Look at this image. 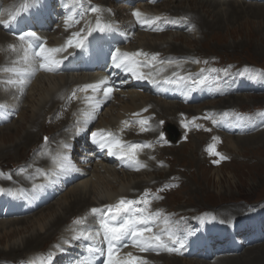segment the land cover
I'll return each mask as SVG.
<instances>
[{
	"label": "bare ground",
	"instance_id": "6f19581e",
	"mask_svg": "<svg viewBox=\"0 0 264 264\" xmlns=\"http://www.w3.org/2000/svg\"><path fill=\"white\" fill-rule=\"evenodd\" d=\"M9 1L12 0H6V4ZM15 1L16 0H13L14 3ZM191 2L193 1L189 2L188 0H176L175 2H169V5L163 4L164 6L161 9L159 8V6H157L154 8V10L157 11V13L166 10L167 12H169L170 16H180L182 14L191 15L193 18V22L196 25V31L192 39L197 43H200L202 41L198 39L199 37H195L196 33H198L202 39H206L205 34L208 31L210 33L213 32L212 35L210 34L211 38H219L223 40L228 36H230V38L235 37L238 31L241 32L238 27H235V29L230 31L229 33L225 32V30L228 29V27L231 25L235 26L237 22L236 19H238L237 17L239 16L237 15L238 9L246 13H257L264 15V6L259 5L246 6L245 4H240L235 1L223 0H194L193 5ZM22 4H24V1L18 5ZM193 7L198 10L194 12ZM222 7H227V11L221 9ZM8 9L9 8L7 6L5 11H7ZM199 9L202 10V13L205 16L204 18L203 16H198ZM123 11V8H121L118 12L122 17H125V15L122 14ZM226 12L227 17L225 14ZM2 16H5L7 20L10 18V16L6 15L5 13H2ZM205 30L207 31L204 32ZM174 34L177 35L179 33L174 32ZM174 34L169 33L162 35H150L142 32L135 33L134 39H136L135 42L131 45V49L136 51L142 50L150 54L163 53L164 55L174 54L192 56V54H188L187 51L183 50V48L177 46L175 43H177L178 41H182L188 44L194 42L192 40L189 41V39H186L187 37H185V35H181L180 38H178V36H175ZM187 36L191 35L188 34ZM2 49L10 52L8 38L0 30V64L3 63L5 59L1 53ZM161 67L165 69L164 66ZM198 67H200V63H196L194 66V68ZM86 81V76L74 74L39 76L36 81L31 86L29 85L25 90L26 101L23 102L24 104L19 113V116L17 117L18 121L13 122L14 125H8L3 130H0V151H5L6 148V151L8 149H15L16 152L14 154V157L18 158V152L23 148H32L33 152L35 150H39L40 154H38V151L34 154H28V161L22 162L23 164H21V167L24 171H26L25 174L27 176L28 174H31V178H33V176L36 175L35 168L37 166H40V164L41 166L47 165L50 158L53 157L52 162L48 164L50 167L49 176L47 177V179H53L50 173L56 167V164L54 163L55 157L58 154H65L66 152V154L70 158V148H74L73 152L76 153V157H73L74 160L72 161L73 158H70V160L72 163L74 162L73 164L75 168L78 169V171H73L65 175L56 177L59 185V180L61 179L64 180V186H67L69 182H74L70 184L73 187L70 188V190L62 198L56 200L51 207H48L46 209L44 207L36 214L28 218L17 219L13 221H0V244L6 238H12L18 236L20 233H26V236L24 235V238H22L20 242H13L12 244L10 243L9 246L7 245L3 248H0V264H9V262H16V264H52L55 259H63L64 261L65 258L70 256L69 252H71L72 248L68 247V244L62 245L64 250L60 251L54 248V245L62 244V241L64 239H68L73 244L74 248L78 250L79 247L84 248L86 244L83 239L72 240L71 237L74 235L73 232H69L67 234V231H72V228L68 230L66 228L69 219L85 217L84 213H88L89 210L93 207L97 208L103 205L112 204L117 198L120 197H130L133 191L140 189L142 190L144 187H149L150 182H153L158 177H161V175H164L165 177H169L171 175H167L168 172L166 173L165 169L158 170L156 164H151V169L153 170L152 173L155 174V178L151 176L150 172L140 174L116 172L104 162L79 164V161H77V152H75L77 151L76 146L72 147V145L75 140V131L77 130L78 124L77 120L75 119L80 115L81 110L84 112H91L88 109L81 108L83 107L82 100L84 93L82 89L84 88V82ZM74 86L75 89H81L82 95L80 96L79 94L77 101L78 104L76 105V107L70 108V110L73 112V114H70L68 109L67 111H65L64 109L66 108L65 104L67 101V97L69 96L67 94ZM135 90L128 89L124 91L126 92L124 93V96H126L124 99H121L119 95H116V97L114 98V103L105 108L104 112H102L99 116L97 126L109 128L115 125L114 128L121 130L125 125V119H131L134 117H127V114L134 113L143 109L144 106L150 105L151 108L147 114H155L157 115L158 120H164L165 128L170 135L169 124L174 123V120H181L175 117L177 113L181 111H185V113L191 115L199 113L198 111L193 110V108L188 107L180 110V105L177 103L166 102L157 98H150L148 95L141 94L140 92H136ZM241 98H243V95L224 99V101L222 102L223 104H219L218 109L225 110L226 107H230L231 105L234 106L235 104L236 106H240L243 103V99L241 101ZM232 99L233 101L232 103H230V100ZM255 101L257 100L255 99ZM115 103L117 104V106ZM229 103L230 105L227 106L226 104ZM214 105L215 104H213V106ZM58 116H61L62 118L60 117L61 119H56ZM72 117L73 119H71ZM51 131H53V135L49 136V133ZM262 133H264V131ZM44 137L49 138V141L47 143H45L43 139ZM225 138H227L225 140L226 145L233 148L237 142H241L246 137L228 136ZM203 140L204 139L199 137L198 139L194 138V140L191 141V150L187 156L188 162L196 163L195 153L200 149L201 141ZM7 141H11L9 142L11 144L8 145V147L3 148L2 145L7 144ZM64 143L68 145V148L66 150L61 147V145ZM37 145L38 147H36ZM180 146L181 148L184 147L182 145ZM163 152H166V149L163 150L162 153ZM1 154L0 160L3 159V156ZM83 156L84 157L82 158L85 159L86 155L83 154ZM182 157L183 155H181V158ZM42 159L44 160V162H42ZM157 159H159V157ZM178 160H180V158ZM76 178L80 179L78 181H75ZM14 180H17L19 183H24L23 178L19 177L17 175V172ZM46 182L47 180L45 181V183ZM3 183L5 185H11L7 184L5 181ZM45 191L47 193L54 192V183L48 184V186L45 188ZM242 209L243 208L239 206H231L227 207L226 209H222V211L219 212L221 214H227V212H232L231 214H237L238 211ZM46 211L47 213L44 214V212ZM179 216L181 215L179 214ZM87 224H92L91 218H88ZM57 236L58 243L52 242L51 240L53 238L56 239ZM50 241L51 244H53L48 250L46 249L47 252L44 253L45 251L42 250V248L45 247ZM50 253H52V260L48 259L49 255L47 254ZM156 260H158V262L161 261L162 264H211L205 261H182L181 259L166 256L156 258ZM69 262L71 264L76 263V258L74 257V255L70 256ZM212 264H264V244L245 249L238 256L221 257L220 259L214 260V263Z\"/></svg>",
	"mask_w": 264,
	"mask_h": 264
},
{
	"label": "rangeland",
	"instance_id": "374dc122",
	"mask_svg": "<svg viewBox=\"0 0 264 264\" xmlns=\"http://www.w3.org/2000/svg\"><path fill=\"white\" fill-rule=\"evenodd\" d=\"M23 1L16 0L15 5H18ZM168 1L171 3V2H175L176 0H165L162 4L158 5L159 8L161 9L164 6L163 4L169 5L170 3ZM188 1L194 2V0H188ZM193 2H191L192 5ZM238 3L245 4L246 6L249 5L264 6V4H259V3H245V2H238ZM221 9L226 10L227 7H222ZM196 10L198 9L194 8V12ZM199 11H198L199 13L198 16L201 17L203 16L204 18L205 16L202 13V10L199 9ZM123 12H125V10ZM164 12H166V10ZM237 12H238L237 15L239 16L237 17L238 19H236L237 22L235 26L231 25L228 27V29L225 30V32L229 33L230 31L234 30L235 27H238L241 30V32L238 31L235 37L230 38V36H228L226 39L223 40L219 38H211L210 34L212 35L213 32L210 33L209 31L206 32L207 30H205L204 32H206L205 34L206 39H202L200 35L196 33L195 37L196 38L199 37L198 39L202 41L200 43H197L194 42V40L192 39L194 34H189V33L183 34L177 32L179 34L177 35H175L174 33L173 34L175 36H178V38H180L181 35H185V37H187L186 39H189V41L192 40L194 43H189L190 44L189 45L188 43L178 41L175 44L183 48V50L187 51L188 54H192V56H197L199 59L201 58L200 61L202 65L205 67L218 68L221 73L224 71L223 70L224 68H228V70L229 71L231 70V72L237 71L238 73L246 72L248 74H258L261 76L262 79H264V76L261 75L262 73H264V15L257 13H246L244 11H240L239 9L237 10ZM225 14L227 17V12ZM188 34L191 36H187ZM204 61H207V63L205 64ZM236 96H240V95H236ZM242 99H243V103L240 106L239 105L236 106V104L235 105L233 104L234 106L231 105L230 107H226V109L233 108L235 109V111L245 112L248 110L252 111L253 109L262 107L264 105V96L261 95H256V94L243 95L241 101ZM255 99L257 101H255ZM223 101L224 99L207 102L200 106L195 105V106H187V107L193 108V110L200 112V110L204 109L202 108L203 106H205L206 108L218 109L219 104L222 105ZM232 101L233 99L230 100V103H232ZM230 103L226 105L228 106L230 105ZM213 104L215 105L213 106ZM183 108L184 107H180V110H183ZM64 110L67 111L66 108ZM181 112L185 113V111H181ZM60 117L61 116H58L56 119H61L62 117L61 118ZM16 121H18L17 118L16 120H13L11 123L4 125L2 128H0V130H3L8 125L9 126L14 125L13 122ZM169 126H170V130H172L173 127L177 128V121L174 120V123L169 124ZM196 131L198 135H195L193 137L188 136L189 142H187L186 144L185 143L182 144V146L184 147L181 148V146L179 145L174 146L173 148L166 149L167 153L161 152L160 154L161 155L160 158L165 162L169 163V167L165 168L166 169L165 171L166 173L168 172L167 175L169 174L171 175L169 177H165L164 175H161V177H158L154 181L157 182V184L164 183L167 182L170 177H173L172 180L173 181L175 180L177 181V183L180 184V187L176 188L170 194H168L166 196L165 201L159 205L160 210L169 214V216H176V218H180L187 221H193L194 217H203V216L207 218L219 217L221 214L219 211H222V209H226L227 207H231V206L232 207L239 206L243 209L238 211L237 214H231L232 212H227V214H221V216L219 217L220 219L222 218L239 219L241 217L243 218L249 216L248 219L251 220L258 213L260 212L262 213V211L264 210V133H262L263 131L253 135L245 136L246 138H244V140H242L239 143L237 142L233 148L226 145L225 140L227 138L225 137H224L225 139L221 141V143L219 144L216 142V140H212L211 142L212 145L216 144L215 145L216 151H220L223 153L226 152L229 155L228 156L229 160L227 162H223L219 164L218 167L214 169L207 166L206 161L204 160L205 157L204 156L202 157L201 155V147L198 150V152L195 153L197 164L187 161V156L190 153L192 146L191 141H193L194 138L198 139L199 137H201L202 139L207 138V136L200 135L201 134V132H199L200 130H195V132ZM52 135H53V131L49 133V136ZM9 142L11 141H7V144L2 145L3 148L8 147V145L11 144ZM203 142L204 140L201 141V144ZM36 147H38V145ZM6 149L5 151L4 150L0 151L2 153L0 154L3 156V159L0 160V169L3 170L6 168L15 167L19 164H22V162H27L28 154L32 153V148H28V149L23 148L18 152V158H15L14 154L16 150L8 149L6 151ZM73 150L74 148H70L71 159L74 156L76 157V153H74ZM76 150L77 151L75 152H77V156H78L77 161H79V164H83L82 161H84V158L82 157L84 156L82 153L78 151L77 147ZM181 155H183L182 158ZM22 156L24 160L22 159ZM74 158L72 159V161L74 160ZM179 158L180 160H178ZM151 176L155 178L154 177L155 174L151 173ZM76 179L75 181H78ZM59 181H60L61 189H64L65 191L63 194L55 198L52 203H50L46 207L44 206L45 209L51 207L56 200L62 198L70 190V188L73 187L70 184H72L74 181L69 182L67 186H64V180L61 179ZM46 213L47 211L44 212V214ZM179 214L181 216H179ZM13 220H17V219H7L6 221H13ZM219 221H223V220H219ZM25 234L26 233H20L18 236L12 238L10 237L6 238L0 244V248H3L7 245L9 246L10 243L12 244L13 242L14 243L20 242L22 238H24ZM53 239L51 240L52 242H57L58 236L56 237V239L54 240ZM51 241L45 247L42 248V250H44L45 252L44 251L41 252L44 253L47 252V250L53 244V243L51 244ZM238 255L239 254H236L235 256ZM181 260L188 261L186 259H181ZM205 262H209V261H205ZM13 263L9 262V264H13ZM160 263L162 264L161 261ZM209 263L212 264L214 262H209ZM14 264H16V262Z\"/></svg>",
	"mask_w": 264,
	"mask_h": 264
},
{
	"label": "snow or ice",
	"instance_id": "6c2138e0",
	"mask_svg": "<svg viewBox=\"0 0 264 264\" xmlns=\"http://www.w3.org/2000/svg\"><path fill=\"white\" fill-rule=\"evenodd\" d=\"M36 0H31V3H26L22 6V11H27L31 6L35 4ZM151 2H155V0H151ZM69 9V15L66 17L64 23L67 27H71L74 24L80 23V20L83 18L84 12H77V5L73 3L72 5H66ZM82 7V5H80ZM86 11H90L91 13H95V25L94 27L91 24H88L87 28H81L79 31L72 32L71 35L66 39V42L60 47H47L44 42H40L35 45L36 51L34 53V58H39L38 65L40 69L54 72L57 71L60 66L63 64L65 60H67L72 53H68V55L63 56L62 59H57V53L67 52L68 49H77L84 50L86 47L89 38L93 35V33H105L112 30V24L103 19L102 13L103 9L99 6H90ZM19 13H17L18 15ZM133 17H135L136 22L141 26H147L152 28L153 31H163L164 29L157 27V22L165 19L164 17L156 16V17H145L139 10H135L132 13ZM16 19V15H13L9 21H3L5 27H8L12 21ZM185 19V18H182ZM19 39L27 43L29 48L33 47L32 41H40L41 38L37 35L36 32H28L26 34L20 35ZM14 51H16L15 46L10 45ZM159 53H148L142 50H137L135 52H122L119 48L115 49L111 53L112 65L116 69H120L126 74H130L137 80H146L152 77V72H148L147 74L141 71V68H153L155 67V62L159 59ZM143 57L144 59H139ZM25 61L28 60V56L25 54L23 57ZM161 64L164 63L163 60L159 61ZM195 63H200V61H194ZM206 64L207 61H204ZM4 72L10 73L13 76L17 77L15 81L9 80L8 83H19L23 84L25 82L26 76L31 75L27 70L17 71L16 67H5L3 69ZM163 71V69H160ZM201 73L205 72V69L200 70ZM211 72H217L216 69H211ZM225 74H227V69L224 70ZM158 74V73H157ZM264 76V73L261 74ZM189 81L193 85L199 84L200 86H204L207 81V76H201L199 80L194 78V76L189 73L187 75H180L178 73H173L172 77H165L162 81L165 84L174 85L176 87L184 86L187 87ZM152 83H161V81L151 79ZM109 78L104 77L94 84H86L82 91L91 90L93 93L100 94L102 91V95L104 99H110L113 89L108 87ZM73 97L75 96V92H73ZM89 105L92 109L91 112H85V119L82 123H79L76 130V135H80L83 131L86 130L85 126L91 121L95 119L96 108L100 104L99 99L88 98ZM4 105H0V108H3ZM147 111V109H144ZM134 115H139L138 113ZM259 115L264 116V113H260ZM230 117H234L237 120L245 119L243 116H240L236 113L223 112L219 114V118L217 119L215 116L210 114H205L202 118L205 120H211L214 126L220 127L222 126L226 120ZM197 119V118H193ZM125 124L128 122L125 121ZM137 123L140 124V130L146 131L148 130L145 125H147V120H139ZM161 124L163 121L160 122ZM187 127V125H185ZM197 127H200L197 125ZM206 131H211V129H205ZM45 143L49 141L48 137L43 138ZM92 143L97 145L101 150H107V153L112 156L118 157L122 161L128 162V166L135 167L136 170L140 168L146 167V165L142 164L138 159V152L144 147H150L149 144H136V143H122V141L111 131H105L103 129L98 130L96 132L91 133ZM160 139L163 141V133L160 134ZM217 137H213V140H217ZM61 147L63 149H67L68 145L66 143L62 144ZM210 151L213 155L219 157V159L214 160V163H219L221 160L228 159L227 156H224L216 151L215 145L210 147ZM54 163L56 167L51 171L50 175L53 179H47L46 183L35 184L32 185L33 193H39L43 191L48 184L55 183L56 180L54 178L59 177L61 175H65L67 173L78 171L75 168L74 164L71 162L69 156L66 154H58ZM38 172L41 170L37 169ZM46 178L49 176V173L42 172ZM11 179V177H8ZM168 186L166 185L165 188ZM160 191H164V189H160ZM12 195H16V193H12ZM24 195V193H21ZM150 204L149 193L145 191L143 196L139 199H126L120 198L115 204L105 205L103 208L93 207L90 209V213L92 216L99 215V223L97 226L93 228L87 227L88 217H79L73 221L74 227L72 228V232L74 235L71 237L72 240H80L84 239L89 241L86 251L88 253V257L85 260L77 261L76 264H94L95 257L97 255L101 257H105L103 264H147L146 260H143L140 257L134 256L131 252L127 253L125 257H120V249L128 246V241L130 240L134 247H137L140 252H159V250L163 249L168 252L178 251L179 248L184 247L183 240L180 239L177 234V230L172 227H160L161 221V212H151L147 211ZM103 213V215H100ZM163 223L165 225L170 224V220L167 217H163ZM154 229H159L154 231ZM166 237V239H165ZM97 242V243H93ZM70 241L68 239H64L62 244H56L53 247L63 251L64 248L62 245L69 244ZM100 245H103L100 246ZM178 246V247H177ZM51 254L48 259L52 260Z\"/></svg>",
	"mask_w": 264,
	"mask_h": 264
}]
</instances>
